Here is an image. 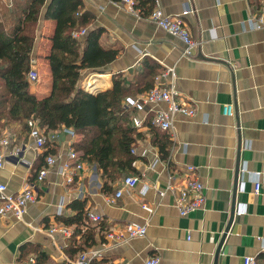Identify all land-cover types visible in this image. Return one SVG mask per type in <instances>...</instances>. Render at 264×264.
I'll return each mask as SVG.
<instances>
[{
	"label": "crops",
	"instance_id": "1",
	"mask_svg": "<svg viewBox=\"0 0 264 264\" xmlns=\"http://www.w3.org/2000/svg\"><path fill=\"white\" fill-rule=\"evenodd\" d=\"M0 2L10 5L13 0ZM158 2L166 14L182 16L198 42L192 53L183 54L185 43L179 37L146 16L138 17L120 0H84L93 14L87 28H103L101 46L119 49L105 71L87 75L86 86L95 90L92 92L109 88L117 72L136 86L148 64L162 69L174 65L179 97L196 112L193 116L177 114L172 132L160 130L171 140L169 158L161 157L147 123L157 109L167 108L166 102L148 103L134 113L147 115L139 128L142 135L133 145L137 149L135 172L125 173L105 187L97 165L85 160L86 170L72 182L65 178L62 164L80 134L72 136L61 129L58 138H49L57 145V162L45 180L38 181L45 145L38 146L22 124L2 128L0 135H8L10 142L4 150L0 183L6 184L8 192L17 193L32 182L37 198L28 203L21 219L12 213L0 216V264H26L34 255L23 251L29 243L46 250L54 264H72L80 252L69 256L65 249L68 237L60 231L50 233L49 228L61 224L57 217L72 213L70 203L81 198H87L88 211L103 216L96 243L85 249L99 250L105 264H145L151 255L159 256L160 264H244L245 256L257 258L264 252V194L256 192L254 185L256 172L264 177V27L254 28L249 21L260 14L264 0ZM186 8L190 11L183 14ZM53 28L54 21L41 15L35 43L38 56L33 55L35 65L49 79L44 56L48 41L42 35ZM85 34L78 37L83 46ZM90 72L84 69L82 78ZM34 82L32 90L44 94L47 88L43 90L41 80ZM143 91L133 96L139 97ZM227 104H232V114L225 112ZM42 129L46 135L51 132ZM188 165H194V171L189 172ZM190 174L203 182L206 201L202 208L181 214L176 204L178 189L169 184H180ZM128 175H138L139 182L111 203L108 198ZM132 221L146 225V234L123 242L107 237L111 228Z\"/></svg>",
	"mask_w": 264,
	"mask_h": 264
},
{
	"label": "trees",
	"instance_id": "2",
	"mask_svg": "<svg viewBox=\"0 0 264 264\" xmlns=\"http://www.w3.org/2000/svg\"><path fill=\"white\" fill-rule=\"evenodd\" d=\"M154 4L155 0H138L144 15L152 11ZM41 15L54 21L53 30L42 35L43 41H48L44 56L50 69L49 91L45 94L32 90L28 77L33 68ZM92 19L93 14L85 8L84 0H13L10 5L0 2V125L4 124L0 130L18 123L30 131V119L38 120L39 126L46 130L72 127L81 135L72 143V148L80 153L82 160L97 165L105 187L123 174L135 172L136 154L131 149L142 132L133 124L135 108H128L124 99L151 89L162 68L148 64L140 76L142 81L136 86L117 72L109 88L98 92L83 88L84 69L105 71V65L119 53V49L101 46L103 28H87ZM82 28H87L84 46L73 35L74 30ZM147 123L154 132L161 157L167 160L171 143L168 134L152 125L150 119ZM57 152V145L48 139L39 169L47 155ZM86 203L87 198L75 199L70 203L73 212L57 217L61 224L73 228V234L68 237L69 246L65 248L71 257L95 244L98 226L103 227L102 223L88 222ZM23 251L34 252V264H54L50 254L35 244H26ZM257 260L258 264H264V252ZM89 264H105V260L93 258Z\"/></svg>",
	"mask_w": 264,
	"mask_h": 264
},
{
	"label": "built area",
	"instance_id": "3",
	"mask_svg": "<svg viewBox=\"0 0 264 264\" xmlns=\"http://www.w3.org/2000/svg\"><path fill=\"white\" fill-rule=\"evenodd\" d=\"M132 13L138 17L146 16L147 18L156 22L159 26L169 31L171 34L179 37L184 43L183 54L190 55L193 48L198 43L191 35V32L180 15H169L166 14L161 8L158 0L155 1L154 8L152 11L144 15L143 9L138 5V0H120ZM190 11L189 8L183 10V14H187ZM252 27L260 28L264 27V3L260 14L249 18ZM86 33V28L74 30L73 35L80 37ZM33 68L30 70L28 77L29 80L34 82L39 78V73L34 64L36 63V57H32ZM82 87L89 91H95L91 88H87L86 81L83 82ZM180 90L176 86V70L175 66L164 67L156 76L154 85L151 89L146 91L144 94L137 96H127L124 100L125 104L130 108H135L136 112H141L146 104L154 102H166L167 108L157 109L152 116L150 121L152 125L172 132L174 127V119L177 114H184L187 116H193L196 109L193 105L184 102L180 99ZM225 112L232 114V104H227L224 108ZM147 119V115L134 114L133 124L137 128H142ZM29 124L31 125V135L35 138L38 146H44L47 140H55L59 137L61 129L68 132L72 136L76 135L75 130L72 127L63 126L64 128L51 130L50 134L46 135L44 130L38 124V120L30 119ZM10 142L8 135H0V171L4 167L5 158V146ZM131 151L136 154V147H132ZM69 159L62 164V171L65 174L67 182H72L75 176L80 174L82 170H86L85 162L80 158V153L75 149H71L68 153ZM57 154H49L46 157L44 165L39 169L37 173V180L44 181L49 169L54 166L57 162ZM194 165H188L187 170L189 172L194 171ZM245 170V166L242 168ZM140 178L138 175H128L122 181V185L116 191L113 196H110L108 200L111 203H115L119 197L122 196L123 191L126 188H131L139 182ZM174 182V181H173ZM255 191L264 194V177L262 172L255 173L254 179ZM177 188V207L181 214H187L198 208H202L206 201L205 186L203 182L197 177V175L190 174L184 181L179 183H170L169 188ZM145 191V190H143ZM160 194H164L161 191ZM37 198L32 182L27 183L22 190L17 193H10L7 191V186L4 183H0V216L12 213L17 218H23L27 205L29 202L35 201ZM144 208L152 211V207L143 204ZM242 210H238L241 212ZM88 222L92 224L100 225L103 221V216L96 212L88 211L87 214ZM60 231L65 236L69 237L73 234V228L64 224H55L49 228L50 233ZM147 232V227L139 222H127L123 226L117 228H111L107 231L106 235L109 239L123 242L132 237L143 236ZM100 252L94 247H89L81 251L77 257L72 261V264H89L93 258H99ZM36 258L34 255L30 256L26 264H34ZM244 264H258V260L254 256H245L243 260ZM145 264H160V258L157 255L148 256L145 260Z\"/></svg>",
	"mask_w": 264,
	"mask_h": 264
},
{
	"label": "rangeland",
	"instance_id": "4",
	"mask_svg": "<svg viewBox=\"0 0 264 264\" xmlns=\"http://www.w3.org/2000/svg\"><path fill=\"white\" fill-rule=\"evenodd\" d=\"M34 67H36V68L38 69V72H39V78H38L37 81L34 82V83L36 84L37 82H40V80H41V82L44 84V86H43V90H45L46 88L48 89V87H49V78H48V76L46 75L45 71H44V72L41 71L40 68L37 67V65H35V64H34ZM96 73H97V71H91L90 74H86V75L82 78V82H85V81L87 80V78H88L89 75L92 76V75H94V74H96ZM87 75H88V76H87ZM47 89L44 91V94L47 93ZM40 93H43V92H40ZM2 125H4V124L2 123ZM2 125H0V126H2ZM3 127H4V126H3ZM0 133H2L1 130H0Z\"/></svg>",
	"mask_w": 264,
	"mask_h": 264
},
{
	"label": "water",
	"instance_id": "5",
	"mask_svg": "<svg viewBox=\"0 0 264 264\" xmlns=\"http://www.w3.org/2000/svg\"><path fill=\"white\" fill-rule=\"evenodd\" d=\"M99 89H97L96 91H98Z\"/></svg>",
	"mask_w": 264,
	"mask_h": 264
}]
</instances>
